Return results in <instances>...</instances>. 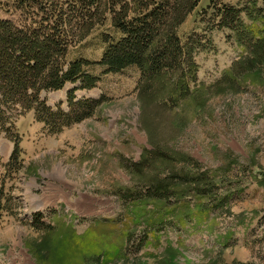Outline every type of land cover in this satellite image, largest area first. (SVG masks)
<instances>
[{"label": "rangeland", "instance_id": "374dc122", "mask_svg": "<svg viewBox=\"0 0 264 264\" xmlns=\"http://www.w3.org/2000/svg\"><path fill=\"white\" fill-rule=\"evenodd\" d=\"M12 4L0 0V20L20 25ZM228 8L240 11L235 30L220 25ZM111 24L108 16L96 25L66 60L99 61L103 36H121ZM177 32L197 67L187 95L172 91L174 79L145 89L136 67L96 66L94 88L67 83L40 95L54 110L69 111L72 91V104L98 101L90 116L52 130L35 109L8 111L0 264H264V54L249 65L254 41L264 47V0H198ZM14 140L20 154L9 160ZM174 170L212 185L170 187L165 204L144 195Z\"/></svg>", "mask_w": 264, "mask_h": 264}, {"label": "trees", "instance_id": "16d2710c", "mask_svg": "<svg viewBox=\"0 0 264 264\" xmlns=\"http://www.w3.org/2000/svg\"><path fill=\"white\" fill-rule=\"evenodd\" d=\"M197 1L12 0V6L22 12L24 20L20 25L12 20H0V129L3 126L1 130H10L12 123L8 111L18 108L21 113L35 109L37 120L52 130H60L62 126L90 116L98 101L72 104V91L68 99L69 111L59 107L54 110L40 99V95L42 91L61 90L67 83L80 82L83 89L94 88L98 77L88 70L96 66L102 67L105 73L136 67L145 89L152 80L164 77L166 80L174 79L173 92H178L180 96L191 93L190 84L196 82L197 67L192 59L189 64L191 48L184 52L177 31L196 7ZM239 13V10L228 8L220 16V25L235 30V24H242ZM108 16L121 36L117 39L111 35L103 36L106 48L101 59L97 62L82 58L67 61L69 47L87 38L94 27L102 24ZM228 19L231 21L227 22ZM252 48L250 55L254 61L249 65L254 66L261 62L264 47L256 40ZM246 63V59L236 62L239 67H245ZM184 64L188 66L187 70L183 69ZM8 124L10 127H6ZM12 142L9 160L15 159L20 151L19 141ZM167 160L171 163H192L188 157L180 160L167 157ZM136 168L142 170L138 165ZM201 183L206 184V189H209L207 184L212 185L203 173L179 174L174 170L170 175L152 182L144 195L164 202L171 200L176 193L170 187L180 184L197 186ZM195 192L204 196L206 191L201 185ZM175 202L178 205L181 203L176 198Z\"/></svg>", "mask_w": 264, "mask_h": 264}]
</instances>
